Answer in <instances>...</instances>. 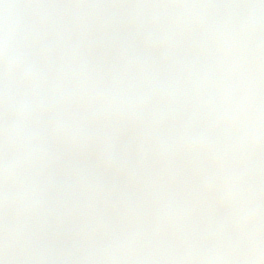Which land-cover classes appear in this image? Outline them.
<instances>
[{
  "label": "rangeland",
  "instance_id": "obj_1",
  "mask_svg": "<svg viewBox=\"0 0 264 264\" xmlns=\"http://www.w3.org/2000/svg\"><path fill=\"white\" fill-rule=\"evenodd\" d=\"M141 1L147 35L129 56L103 37L134 0H0V264H264L259 0L198 16ZM58 176L87 200L51 206ZM204 203L224 220L246 210L254 244L180 245Z\"/></svg>",
  "mask_w": 264,
  "mask_h": 264
},
{
  "label": "water",
  "instance_id": "obj_2",
  "mask_svg": "<svg viewBox=\"0 0 264 264\" xmlns=\"http://www.w3.org/2000/svg\"><path fill=\"white\" fill-rule=\"evenodd\" d=\"M190 13H202L207 5L223 6L225 0H178ZM260 16L264 17V0H261ZM148 18L139 0L135 1L133 13L128 18L109 22L106 30L107 42L118 46L128 54L136 53L144 43ZM259 22L253 23L254 32ZM11 86L0 72V94ZM57 199L70 204L82 201L85 196L80 187L66 178L54 183ZM249 220L244 210H237L229 222L223 221L209 206H201L183 227L180 242L185 245H205L218 249H239L255 241ZM36 263H39L37 260Z\"/></svg>",
  "mask_w": 264,
  "mask_h": 264
}]
</instances>
